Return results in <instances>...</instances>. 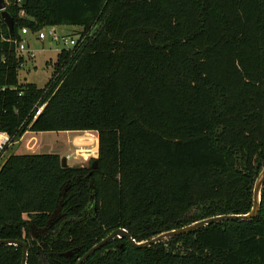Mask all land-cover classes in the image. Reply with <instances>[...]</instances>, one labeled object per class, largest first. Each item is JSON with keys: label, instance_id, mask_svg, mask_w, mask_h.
<instances>
[{"label": "trees", "instance_id": "obj_1", "mask_svg": "<svg viewBox=\"0 0 264 264\" xmlns=\"http://www.w3.org/2000/svg\"><path fill=\"white\" fill-rule=\"evenodd\" d=\"M7 2L0 131L12 142L26 131L98 139L86 165L62 167L57 153L3 158L0 239L23 241L26 264H76L116 228L139 242L251 209L264 166V0ZM60 25L88 33L57 53L43 86L21 81V29ZM260 197L253 219L140 249L115 238L82 264H264V183ZM59 202V217L34 235ZM21 262L20 246L0 244V264Z\"/></svg>", "mask_w": 264, "mask_h": 264}, {"label": "water", "instance_id": "obj_2", "mask_svg": "<svg viewBox=\"0 0 264 264\" xmlns=\"http://www.w3.org/2000/svg\"><path fill=\"white\" fill-rule=\"evenodd\" d=\"M0 16L3 22L7 25L9 31H12V17L10 14L6 11V3L5 0H0ZM60 163L62 167H65L67 165L66 162V157L62 156L60 158ZM98 166V161L94 159L90 163L91 169H96ZM264 183V166L260 173L258 174L254 186H253V196H252V207L251 209L244 214H222V215H216V216H211L208 218H204L198 221H195L191 224H188L186 226H182L180 228L168 230L165 232H162L148 240H143V241H135L128 231L124 228H116L112 230L106 237L101 239L99 242L94 244L91 248H89L76 262V264H82L85 262L88 257H90L95 251L106 245L107 243L111 242L115 238H126L128 242L133 246L134 248L140 249V248H146L149 247L153 244H156L160 241L167 240L169 238L179 236L191 231H195L199 228L208 226L210 224L222 222V221H246L255 218L257 215L259 208H260V190L261 187ZM61 194V193H60ZM61 209V202H59L54 211L51 213L50 217L48 218L46 222V226L42 229H35L32 227L33 234H39L43 233L47 230L48 225L52 223L56 218L59 217ZM0 244H6V245H15V246H20L22 248V262L21 264H26V259H27V245L20 240H15V239H0ZM73 251H68L65 252L64 255L68 256L71 255Z\"/></svg>", "mask_w": 264, "mask_h": 264}, {"label": "rangeland", "instance_id": "obj_3", "mask_svg": "<svg viewBox=\"0 0 264 264\" xmlns=\"http://www.w3.org/2000/svg\"><path fill=\"white\" fill-rule=\"evenodd\" d=\"M53 30L56 31V35L58 37L56 40H54L52 34L49 33ZM41 31L45 34V38L41 40L36 38L37 32L34 33L29 31L24 36V43L28 44L34 55L32 58H29L25 53H23L24 61L18 71V77L21 81L33 82L37 86H43L50 76L52 72V62L55 60L57 52H59L62 48H69V45L64 44L61 38L63 36H72L79 40V44H81L85 39L86 33H88V31L84 32L82 27L68 25L46 26L42 28ZM39 136L44 149H36L35 152L38 153H52V150L50 149L51 147H48L47 143L43 141L44 139L48 140V136L52 137V139L62 141L63 143L65 142V135L61 134L51 133V135H49L42 132V134H40ZM70 137H72V134H70ZM76 139L75 141L77 143L80 142ZM53 145L55 144L53 143ZM16 146L17 144L15 142H12L11 140L8 142L4 150L0 152V165L5 156L10 153H15L14 150ZM77 149L78 152H75V150L70 146L69 151L70 153L77 156V161H80V158H82V156L78 154H81V152H86L82 151V148L77 147ZM68 161H72L71 156L68 157Z\"/></svg>", "mask_w": 264, "mask_h": 264}, {"label": "crops", "instance_id": "obj_4", "mask_svg": "<svg viewBox=\"0 0 264 264\" xmlns=\"http://www.w3.org/2000/svg\"><path fill=\"white\" fill-rule=\"evenodd\" d=\"M43 133H47L49 135H51V133L65 135L64 143L57 139H52V137L50 136L47 137L48 140L44 139L43 141L47 143L48 147H51L50 149L52 150L51 151L52 153H57L61 157L65 156L67 165L69 166L86 165L90 158H96L97 156L98 139H97V135L95 132L77 133V132H69V131H60V132L48 131V132H43ZM40 134H42V132H34V131L24 132L22 136L20 137V139L15 142L17 144L14 150L15 153H38V152H35L36 149H44L42 145V141L39 136ZM70 134H72V137H70ZM75 139L77 141H80L78 142L79 144L75 141ZM53 143L55 145H53ZM70 146L75 150V152H78L77 147L82 148V151L86 152V153L81 152V154H78L82 156V158H80V161H77L76 155L70 153L69 151ZM19 149L22 151H20ZM70 156L72 157L71 162L68 161V157Z\"/></svg>", "mask_w": 264, "mask_h": 264}, {"label": "built area", "instance_id": "obj_5", "mask_svg": "<svg viewBox=\"0 0 264 264\" xmlns=\"http://www.w3.org/2000/svg\"><path fill=\"white\" fill-rule=\"evenodd\" d=\"M17 2L19 3L20 0H17ZM6 6L8 4L7 0H5ZM23 10L19 11V15L22 16ZM29 32V30L27 28H22L21 32H20V36L21 39L19 41L15 40V51L18 55L23 56V53H25L29 58L33 57V52L32 50L29 48L28 44H25L24 42V35L27 34ZM49 33L52 34V37L54 40H56L58 37L56 35V31H50ZM36 38L37 39H44L45 38V34L40 30L37 32L36 34ZM64 44L69 45V47L75 46L77 44H79V40H77L76 38L72 37V36H67V37H62L61 38ZM45 103H42L38 106H36L33 114H32V120H34L41 112V110L44 108ZM10 141V138L8 136L7 133L0 131V152L5 148V146L8 144V142Z\"/></svg>", "mask_w": 264, "mask_h": 264}, {"label": "bare ground", "instance_id": "obj_6", "mask_svg": "<svg viewBox=\"0 0 264 264\" xmlns=\"http://www.w3.org/2000/svg\"><path fill=\"white\" fill-rule=\"evenodd\" d=\"M96 149V148H95ZM96 151V150H95Z\"/></svg>", "mask_w": 264, "mask_h": 264}]
</instances>
